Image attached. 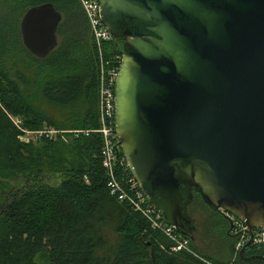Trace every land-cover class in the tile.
I'll return each instance as SVG.
<instances>
[{
	"label": "water",
	"instance_id": "obj_1",
	"mask_svg": "<svg viewBox=\"0 0 264 264\" xmlns=\"http://www.w3.org/2000/svg\"><path fill=\"white\" fill-rule=\"evenodd\" d=\"M122 61L115 130L127 168L164 222L193 240L192 191L220 215L264 229V0H99ZM62 15L29 8L21 44L58 45ZM148 247L150 256L152 246ZM249 260L250 258H244Z\"/></svg>",
	"mask_w": 264,
	"mask_h": 264
},
{
	"label": "trees",
	"instance_id": "obj_2",
	"mask_svg": "<svg viewBox=\"0 0 264 264\" xmlns=\"http://www.w3.org/2000/svg\"><path fill=\"white\" fill-rule=\"evenodd\" d=\"M46 3L61 13L62 21L57 29V47L47 58L39 60L22 46L19 22L29 8ZM6 8L14 16L4 15ZM88 32L79 0H0V264H35L34 259L40 254H46L48 264H206L196 262L190 254L164 251L162 245L166 240L161 234L148 228L145 220L125 203L108 195L98 134L80 135L67 145L58 142L67 130L99 127L96 52L92 39L90 44L86 38ZM120 43L108 42L105 55H122ZM13 54L47 62L58 73L41 93L54 106L77 104L78 110L66 123L48 119L21 95L3 68L4 60ZM8 114L19 121L20 129L9 124ZM44 128L59 133L52 137L43 135L32 142L31 136L23 132ZM18 135L28 137L24 138L27 144L20 143ZM125 171L131 176L129 170ZM202 204L223 222L220 215ZM108 220L118 237L115 252L109 258H96V230ZM181 234L189 239L193 250L194 238ZM224 237L234 244L228 250L231 254L239 239ZM143 242L152 246L154 257ZM256 252L263 254L260 247H246L242 257ZM234 257L228 263L210 262L264 264L258 259L244 260L238 253Z\"/></svg>",
	"mask_w": 264,
	"mask_h": 264
},
{
	"label": "built area",
	"instance_id": "obj_3",
	"mask_svg": "<svg viewBox=\"0 0 264 264\" xmlns=\"http://www.w3.org/2000/svg\"><path fill=\"white\" fill-rule=\"evenodd\" d=\"M83 13L87 19L96 52L97 65V122L96 130L66 131L73 138L80 135L89 136L96 133L101 137V167L105 174L108 195L118 203H125L134 213L148 223L152 231L161 234L170 244L168 251L173 254L186 253L193 255L189 239L178 230L167 225L162 216L156 211L148 198L142 193L138 184L125 170H128L121 145L115 130V84L120 71L122 55L111 53L105 55V45L111 41L110 34L100 18L99 0H79ZM19 124V121H18ZM20 129V126H16ZM32 139H39L43 135L54 136L58 131L42 129L36 132L23 131ZM27 139L28 137H24ZM30 140V139H29ZM229 218L233 232L241 233L236 243L235 252L238 253L250 239L248 227L237 218L225 213ZM251 244L264 249V229H253ZM264 251V250H263Z\"/></svg>",
	"mask_w": 264,
	"mask_h": 264
},
{
	"label": "rangeland",
	"instance_id": "obj_4",
	"mask_svg": "<svg viewBox=\"0 0 264 264\" xmlns=\"http://www.w3.org/2000/svg\"><path fill=\"white\" fill-rule=\"evenodd\" d=\"M4 12V15L14 16V12H9L8 8H6ZM86 38L91 44V32H88ZM42 62L43 61L35 62L23 54H13L4 60L3 68L17 84L21 95L28 100V104H30L33 108L42 111L48 119H51L55 123L64 124L66 123L67 118L72 116L78 110V107H76L77 104L69 107H59L51 105L44 100L41 89L43 87H48V85L56 79L58 73L53 70V68H50L47 62H45V64ZM6 117L12 127L14 126L16 128V126L19 125L14 116L8 114ZM2 127L3 125H1V128ZM52 130L54 129L52 128ZM72 138L71 134L66 132L60 135L58 142L67 145L71 142ZM17 139L20 143L27 144L23 136L18 135ZM30 140L34 142L35 139ZM188 213L191 219H193L194 226L196 228L192 258H196V262H208L209 264H213V262H231V260L235 258L234 256L236 252L235 249L234 252L231 251V254L228 251L234 244L224 237L226 235V226L224 222H221L213 217L210 211L203 206L202 201L200 202L197 197H195L192 206L188 209ZM96 231L97 236L94 241L95 257H112L115 252V245L118 241V237L115 235L113 230L112 221L108 220L106 224L98 226ZM154 242L156 241L154 240ZM163 244L164 245L162 246L164 247V251L168 252V246H170V244L167 240L164 241ZM156 245L158 246V244ZM154 255L155 252L153 250L152 257H154ZM211 260H213V262H210ZM34 262L35 264H48L46 254L37 255Z\"/></svg>",
	"mask_w": 264,
	"mask_h": 264
},
{
	"label": "flooded vegetation",
	"instance_id": "obj_5",
	"mask_svg": "<svg viewBox=\"0 0 264 264\" xmlns=\"http://www.w3.org/2000/svg\"><path fill=\"white\" fill-rule=\"evenodd\" d=\"M197 194V191H195L194 189H193V191H192V202H191V204L188 206V208H187V214H188V216H189V213H188V209L192 206V204H193V202H194V199H195V197L197 196L196 195ZM190 217V216H189ZM191 218V217H190ZM220 218V217H219ZM222 218V217H221ZM222 221L224 222V224L225 225H227L228 227H227V229L225 230L226 232V235L227 236H229L231 239H236V240H238L239 238H240V235H241V233H240V231L239 232H233V230L231 229L230 231H229V225H228V223L222 218ZM250 246H253L252 244L250 245ZM249 246V247H250ZM261 249V248H260ZM262 250V249H261ZM240 252V251H239ZM239 252H238V255H239ZM244 254V253H243ZM242 254V255H243ZM239 257H242V256H240L239 255ZM243 259H244V257H242ZM246 258H250L249 260H255V259H258V260H260L262 263H264V252H263V254H261V253H253L252 255H250V256H247ZM245 260V259H244ZM204 263H206V262H204ZM206 264H209V263H206Z\"/></svg>",
	"mask_w": 264,
	"mask_h": 264
},
{
	"label": "bare ground",
	"instance_id": "obj_6",
	"mask_svg": "<svg viewBox=\"0 0 264 264\" xmlns=\"http://www.w3.org/2000/svg\"><path fill=\"white\" fill-rule=\"evenodd\" d=\"M161 236H162V235H161ZM162 237H163V236H162ZM163 238H164L165 240H167L165 237H163ZM250 245H251V244H250ZM250 245H249V246H250ZM249 246H247V247H249Z\"/></svg>",
	"mask_w": 264,
	"mask_h": 264
}]
</instances>
